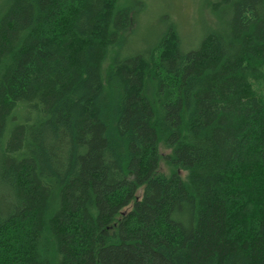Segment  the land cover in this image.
I'll return each instance as SVG.
<instances>
[{"label": "trees", "instance_id": "trees-1", "mask_svg": "<svg viewBox=\"0 0 264 264\" xmlns=\"http://www.w3.org/2000/svg\"><path fill=\"white\" fill-rule=\"evenodd\" d=\"M202 4L104 72L131 8L4 0L0 264H264V0Z\"/></svg>", "mask_w": 264, "mask_h": 264}, {"label": "rangeland", "instance_id": "rangeland-1", "mask_svg": "<svg viewBox=\"0 0 264 264\" xmlns=\"http://www.w3.org/2000/svg\"><path fill=\"white\" fill-rule=\"evenodd\" d=\"M3 2L4 0H0V8ZM119 5L132 9L133 20L130 28L109 51L103 66L104 72L111 68L113 59L122 60L152 46L170 23L176 24L180 40L186 47L191 43L192 36L198 37L199 30L204 31L205 24L210 25L213 22V17L208 9L204 8L202 0H119ZM8 133L9 129L6 135ZM160 152L163 155L169 153L163 147ZM158 171L168 176L171 168L164 161H160ZM130 208L131 206L124 209L122 213L129 211Z\"/></svg>", "mask_w": 264, "mask_h": 264}]
</instances>
